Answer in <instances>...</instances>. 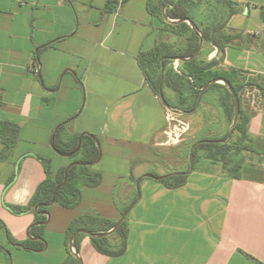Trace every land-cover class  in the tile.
Masks as SVG:
<instances>
[{
  "label": "crops",
  "instance_id": "0c3cea01",
  "mask_svg": "<svg viewBox=\"0 0 264 264\" xmlns=\"http://www.w3.org/2000/svg\"><path fill=\"white\" fill-rule=\"evenodd\" d=\"M226 1L236 10L224 29L229 41L223 49L208 44L204 61L258 77L253 84L263 98L251 104L247 127L264 154V0ZM163 21L148 12L147 0H0V122L18 127V141L7 152L0 141V264H63L71 220L84 214L118 220L136 198L138 178L125 252L105 256L83 236L81 264H264V178L194 169L182 187L169 189L145 177L167 107L137 56L176 41ZM173 65L169 60L166 67ZM206 91L200 107L213 100ZM63 124L65 142L79 133L97 138L101 157L91 168L103 181L84 189L74 208L51 205L44 251L17 248L9 237L25 242L35 216L15 215L4 205L30 202L47 176L39 158L54 175L71 163L50 144Z\"/></svg>",
  "mask_w": 264,
  "mask_h": 264
},
{
  "label": "trees",
  "instance_id": "16d2710c",
  "mask_svg": "<svg viewBox=\"0 0 264 264\" xmlns=\"http://www.w3.org/2000/svg\"><path fill=\"white\" fill-rule=\"evenodd\" d=\"M164 2L165 0H147L148 12L161 21H163V19L160 8ZM111 5L115 4H109L108 7L110 8ZM233 5L232 2L226 0H207L203 5L204 7H202V5H199L194 0H171L167 5L166 14L171 20L189 19L196 25L198 33L201 34L203 38L204 44H211L219 49H223L224 45L229 41V36L224 32L226 23L236 12ZM163 24V31L177 38L184 37L186 43L183 46H175L173 44L170 45L159 42L151 50L139 52L137 56L138 65L143 72L146 82L156 94H158L157 82L153 79L152 73L160 70L162 61L163 64L166 65L169 58L191 57L199 42L197 32H194L188 23L181 22L172 24L163 21ZM201 57L202 52H200L197 58L182 62L183 70L181 71V77L190 82L189 90L191 91L192 99L195 100L194 104H192L193 107L196 105L201 89L208 82L216 78H224L227 80L238 95L241 86L236 82L237 72L235 70H229L228 73L217 72L213 70V63H198ZM216 87H222L225 91L223 102L226 104L228 116L231 120L234 114L232 95L224 85L219 86L217 83L211 85L206 92ZM175 108L179 109V107ZM191 108L192 107H190L189 110H191ZM71 118L65 123H68ZM248 121L249 115L244 114L240 109L238 122L234 130V139L227 144L216 141L202 143L196 150L205 147L207 150L212 151V153H223L224 158H226L230 151H233L235 154L244 150L254 151L252 146L253 140L248 133ZM63 127L64 124L59 127L51 140V147L55 151L62 155L69 154L75 151L78 146V140L80 139V149L70 157L71 165L67 171L65 182L63 183L65 169L54 175L50 170L49 161L39 158L45 168L47 176L37 187L30 202L25 206L4 205L8 211L15 215L32 212L35 216V220L29 228V239L25 242L18 243L9 237L10 241L17 248L36 252L44 251L46 242L43 238V232L49 219L48 213L51 205L57 204L64 208H74L79 204L84 189H96L103 181V174L91 168L101 157V150L97 138L92 134L79 133L73 135L65 142L61 139ZM0 141L3 145V152H7V150L18 141V127L9 122H0ZM232 162H234V160H232ZM235 163L236 165L229 170L230 173L228 176L231 178L239 177V161ZM152 175L156 176L155 174ZM130 178L135 181L133 176H130ZM186 178L187 175H177L162 180L161 183L166 188L176 189L185 184ZM131 204L121 208L119 212L120 215ZM126 221L127 218L115 233L110 236L102 238L89 237L96 251L109 257L121 256L125 252L127 244ZM116 222L117 220H111L95 214L79 215L71 220L65 235V244L69 253L67 260L63 264H79L78 260L72 254L71 248L78 254L80 239L85 235H79L75 243L70 246L71 236L75 232L84 229L94 234L104 233L111 230ZM249 258L253 259L252 257ZM256 262L261 264L257 260Z\"/></svg>",
  "mask_w": 264,
  "mask_h": 264
},
{
  "label": "rangeland",
  "instance_id": "374dc122",
  "mask_svg": "<svg viewBox=\"0 0 264 264\" xmlns=\"http://www.w3.org/2000/svg\"><path fill=\"white\" fill-rule=\"evenodd\" d=\"M194 1L204 7L203 5L207 0ZM185 43V38L179 37L173 45L183 46ZM208 51V44L203 43L200 50L202 57L198 63L206 64L204 58ZM173 66L174 68H168L166 65L161 64L160 70L152 73L153 79L157 82L158 93L160 89L165 102L170 107L169 110L176 112H167L168 119L162 140L157 148L158 153L147 173L155 174L156 176L174 172H187L190 167L189 152L194 143L198 141H216L227 144L235 136L234 127L231 138L228 140L233 118L230 120L226 104L223 102L224 89L222 87L214 88L208 94L209 97H213V100L203 102L200 107L202 98L199 103L197 99L196 105L193 107L192 104H194L195 100L192 99V94L189 90L190 82L181 77L182 62L177 61L176 65ZM213 70L228 73L230 69H215L213 67ZM257 78V76L250 73L240 74L237 72L236 82L241 86L238 94L239 107L246 115L251 112L252 105L256 106L263 98V91L253 84V80H257ZM217 84L219 86L224 85L221 82ZM175 107H179V109ZM190 107H192L191 110H189ZM221 109L225 110L227 117L222 114ZM253 150H244L238 154L230 151L224 158L223 153H212L205 147H201L195 150L196 153L194 152L193 170L219 171L220 173L229 174V170L236 165L235 162L239 161L240 173L251 178H264V154H261L255 148Z\"/></svg>",
  "mask_w": 264,
  "mask_h": 264
},
{
  "label": "water",
  "instance_id": "95a60500",
  "mask_svg": "<svg viewBox=\"0 0 264 264\" xmlns=\"http://www.w3.org/2000/svg\"><path fill=\"white\" fill-rule=\"evenodd\" d=\"M171 0H165L164 4H163V9H162V13H163V17L165 19L166 22H169V23H172V24H177V23H181V22H186L188 23L192 30L194 32H197L198 34V38H199V42H198V45H197V48L195 50V52L192 54L191 57L189 58H184V57H174V58H169V60H172V61H181V62H186V61H191L193 59H195L200 50H201V47L203 45V38L201 36V34L198 33V30H197V27L196 25L190 21L189 19H182V20H171L167 17L166 13H165V8L166 6L168 5V3L170 2ZM162 64H163V61H162ZM223 83L224 86L227 88V90L229 91V93L232 95V98H233V104H234V117H233V122L231 124V127H230V130H229V137H228V140L231 138V135H232V132L234 130V127L238 121V118H239V112H240V107H239V99H238V95L236 94V92L234 91L233 87L231 86V84L225 80L224 78H216V79H213L211 80L210 82H208L200 91V94H199V97H198V103L200 102L201 98H202V95L203 93L213 84H216V83ZM159 96L161 98V100L163 101L164 105L167 107V109H170L169 105L165 102L164 98H163V95L159 89ZM60 126H58L54 132L52 133L51 135V140L53 139L54 137V134L56 133V131L59 129ZM51 140H50V144H51ZM211 142H214V141H198L196 143H194L190 149V152H189V170L187 172H174V173H171V174H167V175H163V176H154L152 174H146L145 177L147 178H151V179H154V180H157V181H162V180H165V179H168L169 177H172V176H177V175H188L192 172L193 170V164H194V152L196 150V148L199 146V144L201 143H211ZM99 143V142H98ZM100 147V146H99ZM53 149V148H52ZM80 149V139L78 140V146L77 148L75 149V151L69 153V154H66V155H62L60 154L59 152L54 151L59 154V155H62V156H66V157H72L78 150ZM71 164H69L65 170H64V180H63V183L65 182L66 180V175H67V171L69 169ZM142 178H138V180L136 181V184H135V187H136V198L135 200L132 202V204L121 214V216L119 217V219L117 220L116 224L113 226V228L107 232H104V233H99V234H94L90 231H87V230H84V229H81V230H78L77 232H75L72 236H71V239H70V246H72L76 239L79 237V235H85V236H88V237H99V238H102V237H107V236H110L112 235L113 233H115V231L121 226V224L125 221V219L127 218L130 210L133 208V206L135 205L137 199L139 198V195H140V192H139V189H140V181H141ZM62 183V184H63ZM58 190V188H57ZM56 190V191H57ZM56 193V192H55ZM71 252L72 254L74 255V257L78 260L79 264H81V260L78 256V254L75 252V250L73 248H71Z\"/></svg>",
  "mask_w": 264,
  "mask_h": 264
},
{
  "label": "built area",
  "instance_id": "2783aa9c",
  "mask_svg": "<svg viewBox=\"0 0 264 264\" xmlns=\"http://www.w3.org/2000/svg\"><path fill=\"white\" fill-rule=\"evenodd\" d=\"M174 62V65H176V63H177V61L175 60V61H173ZM167 112H174V113H176L175 111H171V110H169V109H167ZM168 118H167V115H166V120H167ZM165 131V130H164ZM166 133V132H165Z\"/></svg>",
  "mask_w": 264,
  "mask_h": 264
}]
</instances>
